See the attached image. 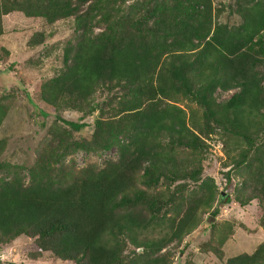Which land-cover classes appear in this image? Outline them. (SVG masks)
Listing matches in <instances>:
<instances>
[{"label":"trees","instance_id":"obj_1","mask_svg":"<svg viewBox=\"0 0 264 264\" xmlns=\"http://www.w3.org/2000/svg\"><path fill=\"white\" fill-rule=\"evenodd\" d=\"M122 2L0 0V34L11 10L49 22L73 15L80 29L63 68L41 83L44 103L89 110L98 85L122 89L113 113L93 119L89 138L48 141L26 183L17 174L0 178V242L22 233L73 264H170L164 247L198 224L199 205L222 197L195 156L205 146L201 133L213 130L224 135L239 178L234 199L255 198L264 214V0H233L234 24L216 19L211 0ZM217 88L235 90L216 100ZM180 96L200 107L199 123L186 118ZM4 110L0 104V121ZM56 116L72 129L84 124ZM111 146L116 159L98 168L60 161L68 147ZM162 180L173 185L161 197L154 189ZM186 180L197 184L193 194H181ZM158 224L166 226L161 235L139 236ZM127 242L140 250L124 253ZM221 264H264V239Z\"/></svg>","mask_w":264,"mask_h":264},{"label":"rangeland","instance_id":"obj_2","mask_svg":"<svg viewBox=\"0 0 264 264\" xmlns=\"http://www.w3.org/2000/svg\"><path fill=\"white\" fill-rule=\"evenodd\" d=\"M138 1L123 0L122 7L126 9ZM211 1L218 21L228 24L238 22V15L232 11L233 0ZM1 23L0 104L5 110L0 121V178L17 174L26 183L28 168L48 141L57 137H64L66 141L89 138L93 119L100 111L107 116L113 113V105L122 89L118 84L98 85L90 97L89 110L65 105L55 108L44 103L39 96L41 83L63 68L65 55L71 52L80 35L73 15L49 22L43 16H27L20 10H11L1 15ZM101 28L100 23L92 26L94 32ZM234 90L217 88L213 95L216 100H221ZM177 103L184 108L188 120L192 114V118L199 123L201 109L197 104L187 96H180ZM56 115L84 124L72 129ZM201 137L205 146L195 153L202 167L201 176L212 177L222 197L216 195L208 207L199 205L196 210L200 219L198 224L179 241H172L164 247L171 253L170 264H221L230 255L251 252L264 239V214L257 200L253 198L239 204L234 199L239 178L233 173V168H229L231 164L224 151V135L213 130L201 133ZM116 156L115 146L93 150L68 147L60 161L77 168L89 164L98 168L107 161L115 160ZM180 156H189V153L181 152ZM227 169L229 180L225 176ZM172 185L168 186L167 181L162 180L154 191L161 197L167 196ZM196 185L186 180L184 186H180L183 189L181 194H193ZM225 197L228 199L225 200ZM208 215H212V219L206 220ZM165 229L164 224H158L142 230L139 236L157 237ZM220 238H223L222 242H219ZM213 246L220 252H215ZM130 249L139 251L140 247L127 242L124 253ZM0 259L11 260L14 264H73L49 250L39 249L32 237L22 233L0 242Z\"/></svg>","mask_w":264,"mask_h":264},{"label":"water","instance_id":"obj_3","mask_svg":"<svg viewBox=\"0 0 264 264\" xmlns=\"http://www.w3.org/2000/svg\"><path fill=\"white\" fill-rule=\"evenodd\" d=\"M212 215H208L207 217H206V220H210V219H212Z\"/></svg>","mask_w":264,"mask_h":264}]
</instances>
